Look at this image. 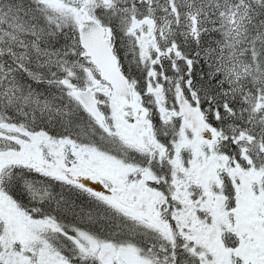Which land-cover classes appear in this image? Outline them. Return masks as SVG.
I'll use <instances>...</instances> for the list:
<instances>
[{
  "label": "snow or ice",
  "instance_id": "1",
  "mask_svg": "<svg viewBox=\"0 0 264 264\" xmlns=\"http://www.w3.org/2000/svg\"><path fill=\"white\" fill-rule=\"evenodd\" d=\"M0 264H264V0H0Z\"/></svg>",
  "mask_w": 264,
  "mask_h": 264
}]
</instances>
